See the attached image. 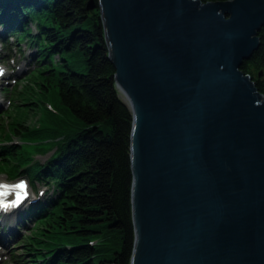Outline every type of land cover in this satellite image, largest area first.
I'll return each instance as SVG.
<instances>
[{
    "label": "water",
    "instance_id": "water-1",
    "mask_svg": "<svg viewBox=\"0 0 264 264\" xmlns=\"http://www.w3.org/2000/svg\"><path fill=\"white\" fill-rule=\"evenodd\" d=\"M130 114L128 264H264V0H88ZM260 73H258V77Z\"/></svg>",
    "mask_w": 264,
    "mask_h": 264
},
{
    "label": "trees",
    "instance_id": "trees-1",
    "mask_svg": "<svg viewBox=\"0 0 264 264\" xmlns=\"http://www.w3.org/2000/svg\"><path fill=\"white\" fill-rule=\"evenodd\" d=\"M87 1L0 0V28H5L1 44L28 42L38 68L30 77L36 100L28 93L23 98L27 114L40 111L38 127L29 131L22 121L8 127L28 142L55 141V150L43 163L32 161L37 155L30 156L31 148H0L2 163L16 161L8 169L2 164L6 176H26L31 187L53 190V199L27 210L28 216L43 218L45 227L41 247L30 246L40 254L31 255L32 264H128L131 254L130 114L113 82L97 9L87 12ZM257 37L260 46L240 71L264 98V25ZM64 115L81 127L68 132Z\"/></svg>",
    "mask_w": 264,
    "mask_h": 264
},
{
    "label": "rangeland",
    "instance_id": "rangeland-1",
    "mask_svg": "<svg viewBox=\"0 0 264 264\" xmlns=\"http://www.w3.org/2000/svg\"><path fill=\"white\" fill-rule=\"evenodd\" d=\"M92 11H94V9ZM30 29L32 30V32H34L32 26L30 27ZM25 43L29 44L26 41ZM27 44H24V42L19 43L18 47L15 50V48L10 49L9 47H7V45L3 46L0 43V71L7 73L6 79L0 80V101L3 104L0 107V148L8 146H24L26 150L31 148L32 151L30 152V156H32L33 152H35V155H37L34 157L32 156V161L43 163V161L55 150V146L53 144L55 142L54 139L49 141L37 140L34 142H28L23 139L20 132L18 134H15L11 132L8 127V125H10L13 121H22L23 124L27 126L29 131L34 130V128L38 127L37 122L40 117V111L35 109L30 110L31 108H29L30 111L27 114V112L24 110L25 108H23L28 106V103H25V101L23 100V98L27 97L25 96L27 95V93L30 94L33 100H36L37 97V91L35 90V86L31 84L33 80L30 77L31 74L38 68H32V63L34 62V60L32 59L34 58L29 59V54L32 53L33 48L32 50L30 49L31 51H29ZM25 55L27 56V58L24 57ZM4 58H6L5 61ZM21 63H24V65L21 66ZM42 66H44V63L42 64ZM17 69H19V72H16ZM26 86L28 88L25 91L24 88ZM30 88L32 89V91L30 90ZM42 106L43 108H47L49 110V106H47L46 103H42ZM51 107L54 108L52 105ZM16 108L20 110L16 112ZM61 120L69 121L68 132H74L76 131V129L81 127V125L72 122L70 120V117L68 118L67 115H64ZM57 131L59 130L57 129ZM44 151L48 152L46 154H41ZM2 164L5 165L8 169V167H11L14 164L16 165V161H14L13 163H2L0 160V179L4 180L6 178L1 175L4 174V168H2ZM37 187L38 190H41L40 187L42 186L37 184L35 188ZM45 189V197H53V190L47 186ZM16 216L17 214L10 221L13 222V220L16 219ZM42 220L43 218L38 217L33 221L27 222L24 224L25 226H23V229H20L18 226L11 227L12 230H17L14 237H12L4 247L0 246V264H32L31 261H35L34 257L32 256H34L36 250L33 251L30 246H32V243H35V247H41L42 242L44 241L41 235L45 231V227H42ZM3 232L5 233L6 231L4 230ZM91 243H93L94 245L96 244V242L92 241ZM36 255L40 256L39 252L36 253Z\"/></svg>",
    "mask_w": 264,
    "mask_h": 264
},
{
    "label": "bare ground",
    "instance_id": "bare-ground-1",
    "mask_svg": "<svg viewBox=\"0 0 264 264\" xmlns=\"http://www.w3.org/2000/svg\"><path fill=\"white\" fill-rule=\"evenodd\" d=\"M2 37H3V34H0V43H5V41L2 40ZM6 60V58H4V61ZM33 60V59H32ZM3 62V61H2ZM31 62V61H30ZM33 67L32 68H36V65L35 63L33 62ZM29 65V64H27ZM7 76H4V77H1L0 80L2 79H6ZM12 79V78H10ZM2 102L0 101V107L2 106ZM35 188V186H34ZM37 188H35V190H37ZM54 198V196L52 197V199ZM49 201L45 203V208H48L49 207ZM18 215L21 217V212L18 213ZM15 216V214H12L10 217H6L5 218V221H10L11 219H13ZM37 216H34V215H30L29 217H27L25 220H22L20 222H13L10 224V226L8 227V231L6 232V234H0V246L1 247H4L8 241L14 237L15 233H16V230L17 229H11V227H19L20 229H23V226H25L24 224L27 223V222H30V221H33L36 219Z\"/></svg>",
    "mask_w": 264,
    "mask_h": 264
},
{
    "label": "snow or ice",
    "instance_id": "snow-or-ice-1",
    "mask_svg": "<svg viewBox=\"0 0 264 264\" xmlns=\"http://www.w3.org/2000/svg\"><path fill=\"white\" fill-rule=\"evenodd\" d=\"M18 187H21V188H22V187H23V185H19Z\"/></svg>",
    "mask_w": 264,
    "mask_h": 264
}]
</instances>
